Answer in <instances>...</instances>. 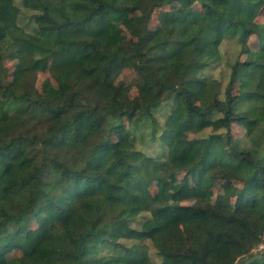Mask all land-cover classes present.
<instances>
[{
  "label": "trees",
  "instance_id": "16d2710c",
  "mask_svg": "<svg viewBox=\"0 0 264 264\" xmlns=\"http://www.w3.org/2000/svg\"><path fill=\"white\" fill-rule=\"evenodd\" d=\"M174 3L192 9L148 36ZM262 10L264 0H0V75L4 48L23 65L0 92V263L20 250L6 264H264L253 251L264 234V57L241 58L252 36L264 50V27L252 26ZM137 12L132 59L121 37ZM227 39L240 53L224 84L209 69ZM44 58L56 94L36 86ZM131 65L142 84L124 102L115 80ZM124 119L130 149L113 138ZM147 127L156 156L136 146ZM173 170L195 185L192 204L182 188L150 190ZM216 180L241 183L232 207L223 191L207 201Z\"/></svg>",
  "mask_w": 264,
  "mask_h": 264
},
{
  "label": "rangeland",
  "instance_id": "374dc122",
  "mask_svg": "<svg viewBox=\"0 0 264 264\" xmlns=\"http://www.w3.org/2000/svg\"><path fill=\"white\" fill-rule=\"evenodd\" d=\"M192 5L188 4H179L174 3L173 5L165 8H160L155 11L153 17L149 24L148 36H152L157 33L162 25L168 23L174 19H182L188 13H190ZM144 19L142 15L137 12L130 16V18L123 23V33L121 37V44L123 47L130 50L132 59H134L133 48L137 44L138 38L143 30ZM255 30H259L260 27H264V10L260 12L258 17L252 24ZM237 39V38H236ZM234 39H227L223 42L221 46L222 59L218 61L216 65L213 66V69H209L211 75L218 76L222 79L224 84H226L230 78L231 74V65L237 60L240 48H235L232 45ZM249 50L244 52L242 55V60L247 62H256L259 60V57H264V50L261 49L257 36L250 37L248 41ZM136 62V59L133 63ZM226 62H229V65H226ZM3 64L4 70L0 75V92L7 84L14 83L19 75L23 71V65L16 53L13 50L4 48L3 51ZM249 67H245L240 71L235 82L236 92H241L246 88L249 83ZM116 83L120 87V98L124 102L129 101L132 97L136 96L139 92V86L142 84V79L137 73L133 65L124 68L121 73L116 78ZM36 86L42 94H56L59 92L58 84L53 80L50 72V60L44 58L37 63V80ZM161 121L164 120L163 114L161 111H157ZM130 124L127 120L113 129V138L117 141L122 148L130 149L131 142L129 140L130 135ZM150 129L147 127L139 133L136 146L138 149L143 150L145 153L156 156L160 150V146L157 140H154L152 135L149 133ZM207 130L206 132L208 133ZM233 132L237 137L244 136L245 128L241 124L233 125ZM185 137L195 138L197 135L194 132H186ZM184 172L181 171H170L168 172L164 179L154 181L150 190L153 193H160L166 190L176 191L182 188L181 192V201L183 204H192L196 201L195 192L196 187L193 183L183 185ZM241 188V183L228 180H216L214 187L209 190L206 195L207 201L214 203L216 201L217 195L223 191L227 198L225 200V205L232 207L233 201L235 199V194ZM30 229L32 233H35L39 229L38 222L31 217ZM264 234L262 236L261 243L257 248H254V253L264 252ZM262 247V248H261ZM20 250H14L10 252L6 257L1 261L0 264H6L14 257L20 256ZM155 258V257H154Z\"/></svg>",
  "mask_w": 264,
  "mask_h": 264
},
{
  "label": "built area",
  "instance_id": "2783aa9c",
  "mask_svg": "<svg viewBox=\"0 0 264 264\" xmlns=\"http://www.w3.org/2000/svg\"><path fill=\"white\" fill-rule=\"evenodd\" d=\"M262 248V247H261ZM263 248H264V246H263Z\"/></svg>",
  "mask_w": 264,
  "mask_h": 264
}]
</instances>
